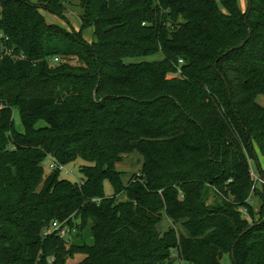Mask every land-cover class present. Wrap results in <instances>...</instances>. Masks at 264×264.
Instances as JSON below:
<instances>
[{
	"label": "trees",
	"instance_id": "obj_1",
	"mask_svg": "<svg viewBox=\"0 0 264 264\" xmlns=\"http://www.w3.org/2000/svg\"><path fill=\"white\" fill-rule=\"evenodd\" d=\"M73 1L0 0V264H264V0Z\"/></svg>",
	"mask_w": 264,
	"mask_h": 264
},
{
	"label": "rangeland",
	"instance_id": "obj_2",
	"mask_svg": "<svg viewBox=\"0 0 264 264\" xmlns=\"http://www.w3.org/2000/svg\"><path fill=\"white\" fill-rule=\"evenodd\" d=\"M32 3H37L38 0H29ZM79 3L78 0L73 1V5L69 7L68 11L65 14V18L61 19L60 22L62 24L61 28H64L68 32H72L74 27L72 24L76 23V20H79V16L82 14V10L80 8L75 7ZM239 4L244 12L247 11L248 6H249V1L248 0H239ZM1 13V9H0ZM43 15L46 19V21L49 23L52 21V19H56L55 16L48 14L47 12H43ZM50 24V23H49ZM54 24V22L52 23ZM94 28H91L90 30H87L85 33V37L89 40L91 37L94 39ZM91 31V32H90ZM164 59V55L162 53L158 54L155 57L148 58L146 59L147 61H162ZM259 102L264 105V97H261ZM14 122H15V129L17 132L23 134L25 132L24 127L21 122L20 114L19 112L15 111L14 112ZM46 123L45 122H40L38 124V127H45ZM260 159V164L264 168V160L263 158L259 155ZM141 157L135 153L129 156H125L124 162L118 165L119 171L124 173V183L127 185L129 183V180L132 178L133 175L138 174L141 170ZM256 160H251V172L257 176L256 172ZM54 164V161L52 159H48V161L45 163V169L47 174H49L52 169L51 165ZM85 164L82 160H78L75 164H72L70 166L65 167V169L62 171V178L67 179L73 183H81V174H80V167ZM105 194L107 197H111L113 195V189L112 186L109 182H106L105 184ZM122 200H125V198H122ZM254 205L256 206L257 209H259V205L256 203V200L254 199ZM172 224L170 221L165 220L162 224V230H169L171 228ZM83 236L86 238V233L83 234ZM90 243H92V239L90 238ZM88 241V240H87ZM85 257L84 256H76L74 259L70 260L67 262V264H76L78 262H81ZM226 263V262H225Z\"/></svg>",
	"mask_w": 264,
	"mask_h": 264
},
{
	"label": "built area",
	"instance_id": "obj_3",
	"mask_svg": "<svg viewBox=\"0 0 264 264\" xmlns=\"http://www.w3.org/2000/svg\"><path fill=\"white\" fill-rule=\"evenodd\" d=\"M2 110V106L0 105V112ZM58 166L54 163L51 165V169H56ZM62 171L65 167H59ZM257 172V176L251 172L252 178L256 185L264 186V178L260 176ZM76 233V228L71 229L70 226L66 222H54L48 229L44 231V237H49L51 235H57L62 240H68L71 234ZM53 261V260H52Z\"/></svg>",
	"mask_w": 264,
	"mask_h": 264
},
{
	"label": "crops",
	"instance_id": "obj_4",
	"mask_svg": "<svg viewBox=\"0 0 264 264\" xmlns=\"http://www.w3.org/2000/svg\"><path fill=\"white\" fill-rule=\"evenodd\" d=\"M48 14H50V13H48ZM52 15V14H51ZM54 16V15H53ZM55 18L56 19H52V21L51 22H49L50 24H52L53 22H54V24L55 25H58V26H61L62 27V22L60 21V18H58L57 16H55ZM61 22V23H60ZM72 26L74 27V29H75V31H77V32H80V30H81V27H82V24H81V21H80V19L79 20H76V23L74 24H72ZM91 29V28H90ZM90 29H88V30H90ZM94 30V29H93ZM87 31V30H86ZM86 31L84 32V38H85V40L88 42V43H92L93 42V38L91 37V39H87L86 37H85V33H86ZM91 32V31H90Z\"/></svg>",
	"mask_w": 264,
	"mask_h": 264
},
{
	"label": "water",
	"instance_id": "obj_5",
	"mask_svg": "<svg viewBox=\"0 0 264 264\" xmlns=\"http://www.w3.org/2000/svg\"><path fill=\"white\" fill-rule=\"evenodd\" d=\"M250 8H251V5H250ZM249 37H250V32H249V35H248V39H249ZM244 44H245V43H244ZM244 44H242L241 46H243ZM241 46H239V47H241ZM252 227H254V225L251 226V228H252ZM251 228H249L247 231H249ZM245 233H246V232H245ZM245 233H244V234H245ZM244 234H243V235H244ZM232 256L234 257V251L232 252Z\"/></svg>",
	"mask_w": 264,
	"mask_h": 264
}]
</instances>
